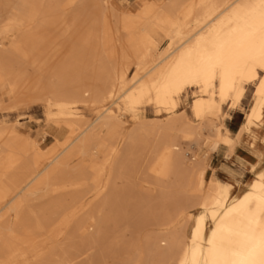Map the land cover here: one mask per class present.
<instances>
[{
	"label": "bare ground",
	"instance_id": "obj_1",
	"mask_svg": "<svg viewBox=\"0 0 264 264\" xmlns=\"http://www.w3.org/2000/svg\"><path fill=\"white\" fill-rule=\"evenodd\" d=\"M136 6L0 0V111L40 105L56 141L0 120V264H264V167L232 196L181 142L210 130L207 151L263 158L264 0Z\"/></svg>",
	"mask_w": 264,
	"mask_h": 264
},
{
	"label": "rangeland",
	"instance_id": "obj_2",
	"mask_svg": "<svg viewBox=\"0 0 264 264\" xmlns=\"http://www.w3.org/2000/svg\"><path fill=\"white\" fill-rule=\"evenodd\" d=\"M117 1L121 2L123 6L122 8L125 10L131 9L134 12L137 10V0ZM253 90V84H249L246 87L245 95L237 109H228L227 105L224 104L222 113H220L218 118L215 119L218 124H221L220 128L222 132H225V128H227L230 132V135L234 136L239 130L241 124L244 121L245 114L249 110V107L252 103ZM187 111L190 113L189 107L187 108ZM228 114H230L231 117H228ZM3 118L9 121L18 120V122L21 124L20 135L23 138H27L29 141H36L38 143L44 144V151H48L53 146H55L56 141L53 137L55 132L45 124L43 111L40 105L27 104L22 105L15 110H2L0 111V120ZM147 120L152 122L156 119L150 113L147 116ZM211 135L212 131L204 130L202 131V136L200 139H198V142L193 141L192 143H189L185 140H181L182 147L185 149L187 157H190L193 154L196 157H202L206 154V179L217 178L222 181L232 183L234 187L232 188L231 195L237 196L247 188L249 182L255 176V172L264 167V156L261 160H259L249 145L243 141H241L235 147L234 152L229 157L227 156L226 149L223 145H220V147L214 152L207 151L208 143H205V140H207L206 138L210 137ZM189 144L191 145L188 149L187 147ZM256 163L257 166L252 171V165ZM141 191L144 192V194H152V197H156L158 195V192L152 189V187L148 184H143ZM186 201L189 205V211H191L193 214L199 212L200 209L196 204L197 200L194 197H191ZM191 223L192 221L189 222V224ZM151 228L152 227H150V225H146V227L141 229V233H146L148 230H151ZM127 235L129 238L130 234L127 233ZM111 264H117V262L114 260Z\"/></svg>",
	"mask_w": 264,
	"mask_h": 264
}]
</instances>
